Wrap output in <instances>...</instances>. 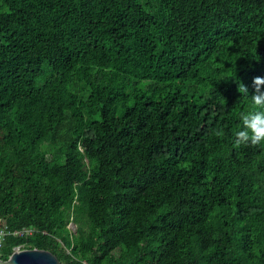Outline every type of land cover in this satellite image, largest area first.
Instances as JSON below:
<instances>
[{"label": "trees", "instance_id": "16d2710c", "mask_svg": "<svg viewBox=\"0 0 264 264\" xmlns=\"http://www.w3.org/2000/svg\"><path fill=\"white\" fill-rule=\"evenodd\" d=\"M257 76L264 0H0V257L264 264Z\"/></svg>", "mask_w": 264, "mask_h": 264}, {"label": "clouds", "instance_id": "9594fccd", "mask_svg": "<svg viewBox=\"0 0 264 264\" xmlns=\"http://www.w3.org/2000/svg\"><path fill=\"white\" fill-rule=\"evenodd\" d=\"M252 87L254 92L251 96L255 107L240 113L242 127L234 133L236 146H264V77H254ZM238 91L242 96H247L250 93L249 85H239ZM216 135H223V131H217Z\"/></svg>", "mask_w": 264, "mask_h": 264}, {"label": "water", "instance_id": "95a60500", "mask_svg": "<svg viewBox=\"0 0 264 264\" xmlns=\"http://www.w3.org/2000/svg\"><path fill=\"white\" fill-rule=\"evenodd\" d=\"M0 264H64L52 251L44 248H17Z\"/></svg>", "mask_w": 264, "mask_h": 264}, {"label": "built area", "instance_id": "2783aa9c", "mask_svg": "<svg viewBox=\"0 0 264 264\" xmlns=\"http://www.w3.org/2000/svg\"><path fill=\"white\" fill-rule=\"evenodd\" d=\"M73 231L76 230V226L73 222H70L68 225ZM36 229L32 228V227H27L24 226L23 228H21L20 230L16 231L15 234L18 235H30L32 234ZM10 233V231L7 229L5 222H3V226L0 227V249L3 243V240L5 238V236ZM20 246H14L13 250L19 248Z\"/></svg>", "mask_w": 264, "mask_h": 264}, {"label": "rangeland", "instance_id": "374dc122", "mask_svg": "<svg viewBox=\"0 0 264 264\" xmlns=\"http://www.w3.org/2000/svg\"><path fill=\"white\" fill-rule=\"evenodd\" d=\"M144 82H145V81L143 80V81L139 82V84L143 85V84H144ZM21 248H22V247H21Z\"/></svg>", "mask_w": 264, "mask_h": 264}]
</instances>
